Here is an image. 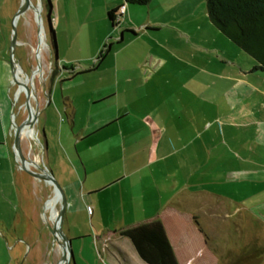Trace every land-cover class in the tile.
<instances>
[{"label":"crops","instance_id":"crops-1","mask_svg":"<svg viewBox=\"0 0 264 264\" xmlns=\"http://www.w3.org/2000/svg\"><path fill=\"white\" fill-rule=\"evenodd\" d=\"M51 3L58 72L38 118L48 167L69 201L62 226L72 245L97 218L95 230L103 229L114 264H148L132 243L131 255L118 245L126 238L121 232L160 220L179 264H264L258 238L264 239V162L245 161L237 151L228 169L224 161L232 155L220 152L204 108L188 101L180 87L167 89V96L158 84L148 85L154 77L145 76L149 69L127 66L132 54H146L141 35L131 31L157 38L159 29L189 20L196 0H152L142 7L123 0ZM124 5L121 26L113 27L108 13ZM4 7L0 0V264H33L36 211L26 202L31 181L14 164ZM107 54L112 64L105 76ZM16 83L19 99L25 87L19 76ZM148 204L155 209L145 219L123 222Z\"/></svg>","mask_w":264,"mask_h":264},{"label":"rangeland","instance_id":"rangeland-1","mask_svg":"<svg viewBox=\"0 0 264 264\" xmlns=\"http://www.w3.org/2000/svg\"><path fill=\"white\" fill-rule=\"evenodd\" d=\"M32 1L35 5L43 2V0ZM20 4L21 0H5L3 23L9 34L6 54L9 62L13 32L12 20ZM42 15L46 25L47 9L44 3ZM176 25L159 29L160 33L157 38L143 37L144 31L136 30V35H141L140 43L146 54H141V58L139 54H132L131 60L126 58L130 62L127 66H138L144 71L149 69L148 74L145 72V76L150 77L147 75L153 72L154 77L147 83L148 85L158 84L160 88L164 89V94L167 96L170 93L169 90L180 87L181 92L186 93L188 101L194 102L197 107L204 108L205 111L201 114L207 116L211 122L212 128L209 132L212 137L218 135L217 142L221 147L220 152L227 153V157L232 155L224 161L228 169L231 168L230 164L237 151L242 154L245 161L254 159L264 162V140L262 139L264 135H260V133L264 134V73L253 71L257 64L254 58L225 36L211 21L207 0H196V11L193 16H190L189 20H181ZM17 31L19 43L15 54L23 75L25 76L26 73L31 76L37 69L38 62H43L44 76L43 78L36 77V99H32L33 107H36L38 103L42 110L49 98L50 86L55 74L53 54H44L45 51L50 50L45 47L42 50V60H38L36 56L35 49L38 47L39 39L37 38L38 27L34 11L29 10L19 18ZM48 45H50V38H48ZM74 55L79 56L80 54H72V56ZM107 56L108 54L105 57V69L102 71L105 76L110 72L108 66L112 64V57L107 58ZM146 61L147 66L145 65ZM120 65H125V59ZM12 76L11 71L12 79L9 92L14 97L15 122L19 126L28 117L25 107L26 96L23 93L19 99L17 98L18 84L13 82ZM102 77L98 79L99 82H104ZM167 89L169 90L166 91ZM50 129L48 128L46 131L48 135L52 133ZM35 130L36 136L33 138L23 135L21 145L23 153L35 163L49 169L39 122L36 124ZM50 144L52 148L51 139ZM6 164L4 161L5 166ZM14 164L20 174H24L22 176L31 181L29 190L32 197H28L26 202L30 206L32 203L35 206L37 230L35 246L30 259H34L33 264H57L62 257V250L57 243H54L48 227V224L52 225L55 220V211L51 209L53 214L51 217L46 212V204L53 196L54 188L49 183L22 171L17 160H14ZM49 166L54 168L52 161ZM32 169L36 168L32 166ZM7 178L8 175H5V179ZM55 178L61 186L60 178L57 176ZM60 207L61 202L59 205L57 202L59 210ZM139 208L136 213L133 211L129 216H126L123 222L132 224L138 219L143 220L152 213L155 206L148 204ZM113 221L112 218L107 220L108 223H113ZM97 222L98 219L94 218V224L90 223V232L84 234L73 245L74 262L72 264H114L107 255L109 245L104 242L103 229L95 230ZM258 238L262 242L260 249V258L262 259L264 257V239L262 235H259ZM109 242L111 239L108 240ZM118 245L131 255L130 246L132 244L128 238L119 241Z\"/></svg>","mask_w":264,"mask_h":264},{"label":"trees","instance_id":"trees-1","mask_svg":"<svg viewBox=\"0 0 264 264\" xmlns=\"http://www.w3.org/2000/svg\"><path fill=\"white\" fill-rule=\"evenodd\" d=\"M123 1L127 6L142 7L149 5L152 0ZM207 7L211 21L219 30L254 58L257 63L254 70L264 71V0H207ZM118 12L119 9L108 13L111 24L116 28L121 26ZM52 33H55L54 28ZM105 52H101L99 59L104 58ZM57 72L55 64L53 80ZM121 235L132 241L146 263L179 264L162 221L155 220L126 229Z\"/></svg>","mask_w":264,"mask_h":264},{"label":"water","instance_id":"water-1","mask_svg":"<svg viewBox=\"0 0 264 264\" xmlns=\"http://www.w3.org/2000/svg\"><path fill=\"white\" fill-rule=\"evenodd\" d=\"M43 3L46 6L47 9V17H46V25L45 21L42 15L43 11ZM40 6L42 9L40 10ZM50 6H52L51 0H43V2H39L37 5L33 3L32 0H21V4L18 8V11L13 17L12 20V38H11V44H10V65L12 68V74L13 79L16 82L17 80V74L16 70L21 69V66H19L18 62L16 61V47L19 43L18 41V31H17V20L27 11L32 10L35 13V21L37 23L38 27V47L35 49L36 56L39 57V54H42V48L40 43V35L44 29L45 33V42L46 46L48 47L53 54V62L55 63L58 60V54H57V46H56V40L55 36L52 33L53 30V23L51 18V10ZM47 26V27H46ZM48 38H50V45H48ZM44 47V48H45ZM39 60V58H38ZM43 69V65L41 62H38L37 71H41ZM22 70V69H21ZM35 71L32 73L31 76L25 73L26 78H33ZM26 96V102L25 107L28 111V117L21 123L19 126L15 122V108L13 109V116L12 117V126L14 129V151H15V157L16 160L19 162L20 168L22 171L27 172L31 176L38 178L40 180H43L50 185L53 186L54 191L60 195V202L61 207L59 210V214L57 218L53 221V224H48V227L50 229V232L53 236L54 243H57L59 247L62 250V257L58 261L57 264H72L74 262V253H73V245L72 240L67 236V234L64 232L63 226L66 216L69 211V201L66 196V193L62 186H60L59 182L57 181V178H55L52 171H50L47 167L41 166L34 161L26 157L22 150V137H23V130H26L27 128L30 130H35L36 124L39 122V118L42 110H40L39 104L37 103L36 107H33L32 99H36V95L32 93V88L28 85H25V90H23ZM32 166L36 169H32Z\"/></svg>","mask_w":264,"mask_h":264},{"label":"bare ground","instance_id":"bare-ground-1","mask_svg":"<svg viewBox=\"0 0 264 264\" xmlns=\"http://www.w3.org/2000/svg\"><path fill=\"white\" fill-rule=\"evenodd\" d=\"M42 9V7L40 6V10ZM29 10H27L24 14H26ZM17 23H18V20H17ZM40 43L42 44L44 41H45V33H44V29L40 35ZM42 57L41 54H39V60H42ZM42 65H43V62L41 61ZM35 73H34V76L33 78L29 77V78H26L24 75H23V71L19 68L16 70V74L19 76V79L21 80V85L25 87V85H28L32 88V93L35 95V89H36V86H35V78L36 77H39V78H43L44 76V69H42L41 71H37L34 70ZM25 90V89H24ZM24 107V106H23ZM29 136H34L35 133H36V130H30V129H26ZM23 135L25 134V130H23ZM25 136V135H24ZM58 199H59V202H60V195L58 193H56L54 191V194L53 196L47 201V204H46V211L48 210H51L53 209L55 211V219L57 218L58 214H59V209L57 208V202H58ZM45 212V211H44ZM45 216V215H44ZM46 217V216H45Z\"/></svg>","mask_w":264,"mask_h":264},{"label":"built area","instance_id":"built-area-1","mask_svg":"<svg viewBox=\"0 0 264 264\" xmlns=\"http://www.w3.org/2000/svg\"><path fill=\"white\" fill-rule=\"evenodd\" d=\"M125 11H126V5H124L122 8H120L119 9V15H121V18H119V20H121L122 21V16H124V13H125Z\"/></svg>","mask_w":264,"mask_h":264}]
</instances>
